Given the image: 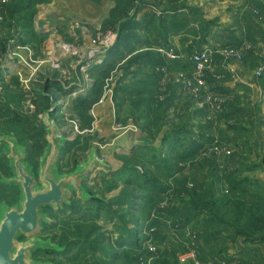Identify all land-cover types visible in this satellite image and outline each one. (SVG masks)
<instances>
[{
  "label": "rangeland",
  "instance_id": "1",
  "mask_svg": "<svg viewBox=\"0 0 264 264\" xmlns=\"http://www.w3.org/2000/svg\"><path fill=\"white\" fill-rule=\"evenodd\" d=\"M222 26L227 41L210 47ZM189 31L178 59L172 37ZM203 51L210 59L202 84L187 89L191 58ZM233 63L264 78V0L0 4V133L20 131L35 165L45 146L43 112L53 108L65 139L59 173L91 149L105 163L83 183L97 202L72 198L39 235L67 252L35 260L264 264V134L248 121V92L240 101L228 90L233 78L217 70ZM15 197L0 191V201Z\"/></svg>",
  "mask_w": 264,
  "mask_h": 264
},
{
  "label": "water",
  "instance_id": "2",
  "mask_svg": "<svg viewBox=\"0 0 264 264\" xmlns=\"http://www.w3.org/2000/svg\"><path fill=\"white\" fill-rule=\"evenodd\" d=\"M53 113V108L43 112L45 146L36 169L27 162L26 149L14 137L0 134L10 175H0V184L17 192L12 205L0 202V264H55L52 260H35L39 254L61 257L67 248L39 237L45 227L55 226L50 214L69 207L72 198L83 205L98 199L86 192L83 183L96 168L105 166L104 161L91 149L85 162L69 173H59L57 161L65 139L51 117Z\"/></svg>",
  "mask_w": 264,
  "mask_h": 264
},
{
  "label": "crops",
  "instance_id": "3",
  "mask_svg": "<svg viewBox=\"0 0 264 264\" xmlns=\"http://www.w3.org/2000/svg\"><path fill=\"white\" fill-rule=\"evenodd\" d=\"M221 21L225 22L222 19H221ZM228 21L224 24H227ZM191 27L195 28L196 25L190 24L189 28H191ZM224 29H225V27L222 26L220 29L221 33L219 35L217 34L218 36H216L214 39H212V41H211L212 44L209 45L210 47L219 46L220 44H222L224 42L223 40L227 41L226 38H223L226 36V32L224 31ZM191 33L192 32L189 31L188 34H183L180 36L172 37L173 40L176 37L178 38L177 40H175L174 45H180V46H175V51L178 52V59L182 58L184 56L183 55L184 52L182 53L180 51V47L182 45L185 46L189 42L191 43V40L194 37V36H190ZM209 34L211 35L212 32ZM252 34L253 35L255 34V36L257 34V32L255 30H253V28H252ZM208 38L211 39L210 37H208ZM180 39H182V40H180ZM179 41H180V43H179ZM206 41H207V39H206ZM217 70L224 73L229 81H232V78H233V82H228L229 84L227 83L230 87L228 90L230 92H235L237 97H240L239 92H245V91L248 92V98L249 99H247V102H248L247 104L250 108V114L248 115V121H250V124H253V125L257 123L259 125L258 126V131H259L258 134H264V78L262 80L256 81L254 79L253 72L250 69L246 70L242 66H240L238 64H234V63L231 65L228 64L226 67L220 65L217 67ZM239 100L242 101V98L240 97ZM244 102L245 101H243L242 103L244 104ZM239 107H241V106H239ZM253 115H255V116L253 117ZM261 124H262V126H261Z\"/></svg>",
  "mask_w": 264,
  "mask_h": 264
},
{
  "label": "built area",
  "instance_id": "4",
  "mask_svg": "<svg viewBox=\"0 0 264 264\" xmlns=\"http://www.w3.org/2000/svg\"><path fill=\"white\" fill-rule=\"evenodd\" d=\"M9 0H0V4L4 5ZM207 51L195 53L191 58V63L195 67V71L191 74L190 79L184 82V85L187 89H190L191 86L201 85L202 81L200 79V73L207 67V63L209 62V54ZM239 57V55H233ZM187 259H192V254L188 253L180 257L181 263H186Z\"/></svg>",
  "mask_w": 264,
  "mask_h": 264
},
{
  "label": "trees",
  "instance_id": "5",
  "mask_svg": "<svg viewBox=\"0 0 264 264\" xmlns=\"http://www.w3.org/2000/svg\"><path fill=\"white\" fill-rule=\"evenodd\" d=\"M17 1H24V0H17ZM5 5V4H4ZM1 6H3V5H1ZM42 126V125H41ZM43 127V126H42ZM16 132H18L17 134H15ZM13 131V132H11V133H13V134H15L14 136H12V137H14L17 141H18V143H19V145L21 146V140L19 141V139H18V134L20 133L21 134V132L20 131ZM44 132V131H43ZM1 135H10V134H2V133H0ZM22 135H24V134H22ZM21 135V136H22ZM11 136V135H10ZM23 147V146H22ZM0 149H1V147H0ZM1 152H2V149H1ZM1 158L3 159V160H5L6 161V164H7V159L3 156V154L1 155ZM27 158V157H26ZM27 160V159H26ZM28 162V161H27ZM30 164V163H29ZM32 165V164H31ZM35 169L37 168V164H33L32 165ZM5 170H6V175H3L2 173H0V175H2V176H4L5 178H8L10 175H9V171H8V167H7V165H6V167H5ZM131 173H133L134 171H130ZM5 189H10V190H15V192H16V189L15 188H8V187H5V186H2L1 184H0V191H3V190H5ZM16 197H17V192H16ZM16 197H15V199H16ZM15 199H14V201H15ZM14 201L12 202V203H7V202H5L6 204H8L9 206L10 205H12L13 203H14ZM0 202H2V200L0 201ZM4 202V201H3ZM92 203H94V202H97V199H93L92 201H91ZM91 202H89V203H91ZM86 205V204H85ZM71 206V205H70ZM70 206L69 207H65V208H70ZM64 208V209H65ZM51 215V214H50ZM51 219H52V215H51ZM258 220V222L260 221L259 219H257ZM257 220H255V218H253V220H252V223H254V224H256L257 223ZM50 239V238H49ZM52 240V239H51ZM52 242L54 243V244H56L53 240H52ZM58 245H61V246H67V248H66V250L63 252V254H65L66 252H67V250H68V245H64V244H58ZM47 255H51V256H55V255H53L52 253H48ZM62 256V255H61ZM53 261V260H52ZM54 262V261H53Z\"/></svg>",
  "mask_w": 264,
  "mask_h": 264
}]
</instances>
